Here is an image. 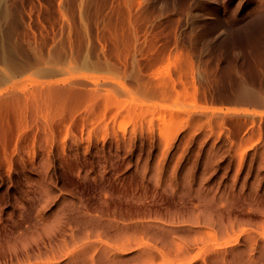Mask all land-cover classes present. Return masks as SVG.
<instances>
[{"label": "rangeland", "instance_id": "obj_1", "mask_svg": "<svg viewBox=\"0 0 264 264\" xmlns=\"http://www.w3.org/2000/svg\"><path fill=\"white\" fill-rule=\"evenodd\" d=\"M0 72V264H264V0H0Z\"/></svg>", "mask_w": 264, "mask_h": 264}, {"label": "bare ground", "instance_id": "obj_2", "mask_svg": "<svg viewBox=\"0 0 264 264\" xmlns=\"http://www.w3.org/2000/svg\"><path fill=\"white\" fill-rule=\"evenodd\" d=\"M4 58H5V57H4ZM4 58H3V59H4ZM0 73H2V72H0ZM0 75H1V74H0ZM2 75H4V74H2ZM2 75L0 76V80H1L2 77H5V75H4V76H2ZM2 79L4 80V78H2ZM0 82H1V81H0Z\"/></svg>", "mask_w": 264, "mask_h": 264}]
</instances>
